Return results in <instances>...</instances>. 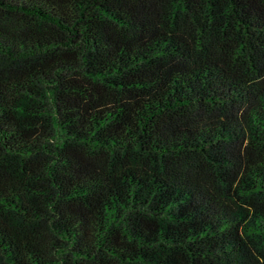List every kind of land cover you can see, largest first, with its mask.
<instances>
[{
	"label": "trees",
	"instance_id": "1",
	"mask_svg": "<svg viewBox=\"0 0 264 264\" xmlns=\"http://www.w3.org/2000/svg\"><path fill=\"white\" fill-rule=\"evenodd\" d=\"M0 264H264V0H0Z\"/></svg>",
	"mask_w": 264,
	"mask_h": 264
}]
</instances>
